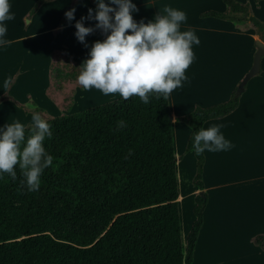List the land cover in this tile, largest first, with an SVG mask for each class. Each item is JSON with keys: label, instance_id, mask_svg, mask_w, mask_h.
<instances>
[{"label": "trees", "instance_id": "obj_1", "mask_svg": "<svg viewBox=\"0 0 264 264\" xmlns=\"http://www.w3.org/2000/svg\"><path fill=\"white\" fill-rule=\"evenodd\" d=\"M49 1L53 0H37L29 17ZM221 1L224 12L206 11L200 17L252 29L264 43V21L251 14L248 2ZM74 4L72 0L68 11ZM66 19L64 15L60 27ZM105 38L101 30V41ZM52 56L53 85L60 87L79 74L68 55ZM240 96L236 87L229 100L196 106L176 118L190 128L185 152L195 158L192 183L199 190L185 250L169 98L152 96L144 104L136 96L120 97L57 117L39 107L18 105L25 113L39 112L51 125L44 147L54 160L37 191L28 190L19 166L16 179L8 174L0 178V264H192L208 202L205 155L196 154L193 137L206 122L235 111ZM4 100L14 101L8 95L0 97ZM121 120L126 127H117ZM25 127L27 137L32 124ZM253 243L264 249L263 237H255Z\"/></svg>", "mask_w": 264, "mask_h": 264}, {"label": "rangeland", "instance_id": "obj_2", "mask_svg": "<svg viewBox=\"0 0 264 264\" xmlns=\"http://www.w3.org/2000/svg\"><path fill=\"white\" fill-rule=\"evenodd\" d=\"M36 1L9 0L11 5L10 13L14 14L15 19L5 22L8 31L4 39L12 40L16 37H22L24 35H28V36L26 38L14 41V43L8 46L0 45V94L4 91L3 88L6 87V81H7L5 78L6 75L13 67L15 68L16 66H18L20 71L24 69L25 75L19 80L16 87L10 92V94L8 93L5 95L8 96L12 95L18 102L25 103L27 101V100L25 101L26 95L30 93L32 98L31 100L28 101L27 105H24V107H28V108L39 107L42 108L49 117H57L56 116L57 114H50L52 113L51 110H49L44 103L42 104V101L38 98V96H36L37 87L39 85L41 55L42 54L44 55L45 51L51 45L56 44L57 46L58 45L61 46L62 44L63 49H65L70 54H74V56H78V58H74L72 55L64 51L54 50L50 53V60H51L50 65L55 60L54 56L52 55L57 54V56L68 55L71 58V61L80 67L81 63L87 58H89L88 52L90 51V47L95 41L99 40L101 34L99 31L98 38L96 37L95 32L87 36L86 42L88 44V47H85L84 44L80 43L77 40L75 36V32H76L75 27L73 28L71 27L65 31H62L61 35L58 36L59 39L57 37L56 40H54L53 38H51L50 35H45L46 32L41 33L40 29L41 28L45 29L50 24L55 22V20L57 19V15L59 14V11L70 0H56L54 2L44 4L42 8L44 7L45 8L43 10L41 9L42 10L41 15H39L38 19L36 18L37 21L35 20V23L30 24L27 23V20H29L28 14H25L24 18H22V13L27 7V5L31 8L33 3ZM146 1L147 0H132V3H134L138 9V11L133 12L132 15L134 20H136L138 23L141 20H143L144 23H148L149 21H154V18L158 13L164 14L163 9L165 8V6H171L172 8L183 11L186 14V20L181 23V26L184 24H192L194 21L193 17H191V10L189 9L188 6H183L181 1L175 3L177 0H167L165 3L158 2L155 5L148 4V6L147 4H144V5H140V6H144L141 8L140 6L137 5L141 2H146ZM105 2L109 3V0H105ZM74 8L76 9L75 12L76 17H79L80 19L82 16L87 17L88 9L89 8L92 9L93 5H91L88 0H75ZM208 8L214 10L219 8L218 0H202L197 7L198 10L208 9ZM94 23H95L94 20L84 21V25L86 27L89 26L94 27ZM195 35L199 38L200 44L192 45V50L194 52L193 62L185 72V76L187 77V79L182 81V87L177 88L170 94L171 97L170 99L171 101H169L170 109L171 107L175 108V106L178 105H181L183 107L191 106L193 104V101L199 99L201 94L202 93L204 94L208 90V87L206 86L207 84L206 78H202V77L194 78L191 75L192 73H194V70L206 68L209 66H241L243 62L241 55L232 56L231 54H229L228 56H226L223 54H218V53L216 54L215 46H217V44H222L223 46H225L226 39L215 34L213 30L210 29V27L203 29L200 32L196 31ZM230 57H235L238 63L232 64ZM235 58H234V62H235ZM35 64H39L40 66H34ZM21 65H30V66H21ZM21 73L23 74L22 71ZM77 76L78 75L74 76L71 81L68 82L65 81L59 84L60 87L53 85L51 82V86L48 89V96L50 99H52L53 103H55V107L60 112L58 113L60 116L67 114L70 111L74 103L75 96L77 94L79 93L84 94L82 98L86 96L87 91H85L78 84ZM94 90L95 91L93 92V96L88 99L92 103L87 104L91 106H88L87 108L93 107L95 105H99L97 104L98 103L97 101H102L104 99H109L111 97L118 95L115 94V95L106 96L103 93H101L99 90L96 89ZM10 101L4 100L0 102V127L15 122L16 120H19L25 126L32 124L33 113L21 112L19 109H17L18 108L17 105H15ZM81 105H82L81 103H79L78 105L74 104L72 107L73 109H75L74 112L81 111L79 107ZM179 116L182 115H177L176 117ZM188 129L189 127L182 122H177V125H175V128L173 130V142L176 153H178V151L181 149L182 143L183 141H185L184 137ZM230 142L232 144V147L229 150H227V152L232 153L234 151L236 155L232 154V156L228 159V160L232 159L231 162L227 165V167L224 168L225 170H227V175L244 176V174H242L243 172L242 158L244 156L245 161L251 162L254 156L252 149L245 148L242 151L243 146L241 145L243 144H241L235 139H233V141ZM263 150L261 151L262 154L264 153ZM181 156H183L181 159L178 157L180 161L178 169H179V173H181V175L178 176V181H179L180 192L183 193L180 198L181 199L180 206L182 213L181 235H182V242L184 244L185 237L190 229L192 220L194 218L192 212L194 206V199L191 197L189 198L187 195L184 194L187 193L189 194L193 188L192 180L195 175L196 161L193 154L191 152L185 153L184 149H182L181 151ZM222 165L224 166V164ZM261 165H262L261 168L249 167L248 168L249 173L252 175L256 173L255 170L264 169V163H261ZM209 172H210V168H206L205 175H203V181L205 185L210 184ZM212 178L213 179L217 178V175H212ZM248 190H250V195H252L253 187L249 189L247 188L243 189L238 186H232L220 190V192L225 193L226 200L229 203V207L227 208L226 215H229L232 219H234V225L236 228L233 230V228L230 227L229 230L226 232L225 236L222 237H218L214 235V228L210 223V210H208L207 226L203 233V237H202L203 239L201 242H199L197 251L195 253L196 264H209L211 248L213 249L215 246L217 245L219 246V243L217 241L220 240L222 241H221V246H219V248L224 249V252L220 253V255H216V257H222L227 259V261H225L222 264H264V256L250 255L247 259L244 260H237L234 258L235 255H237L238 253H247V252L251 253L252 251V246L251 245L247 246L245 237L244 239L243 238L237 239V232L241 233V235L243 234V232H245L244 231L245 228H243V226L245 225V222H247L246 211L250 210V204L246 205V202L244 201L245 197L243 193ZM260 194L261 197L264 196V183H260ZM260 225L262 224L260 223ZM249 231H252V228H250ZM233 234L236 235L233 241H236L237 243L233 242L232 240L230 241L223 240L229 236H232ZM205 255L207 256V259H205ZM203 260L206 261L204 262Z\"/></svg>", "mask_w": 264, "mask_h": 264}, {"label": "clouds", "instance_id": "obj_3", "mask_svg": "<svg viewBox=\"0 0 264 264\" xmlns=\"http://www.w3.org/2000/svg\"><path fill=\"white\" fill-rule=\"evenodd\" d=\"M96 9H88L87 17L82 16L75 23L77 40L88 47L86 37L97 29L106 38L95 41L88 57L80 65L78 84L85 90L96 89L104 95L118 94L124 100L134 96L144 103L150 97L168 99L186 80V70L194 59L192 45L200 44L194 30L181 31L186 20L183 11L165 6L164 14H157L154 21L139 23L132 13L138 9L132 0H96ZM115 5V7L110 6ZM9 0H0V45L8 46L14 41L4 39L7 34L6 21L15 19L10 13ZM75 8L65 16L71 22ZM85 20H95L94 27H86ZM118 128L126 127L123 120ZM222 125L207 129L201 127L194 135L192 147L196 154L226 151L232 147L220 132ZM51 125L39 113L32 114L30 135L19 120L0 127V178L8 174L16 179V168L22 171L29 191L39 190L41 176L53 164L54 157L46 151L44 141L51 138Z\"/></svg>", "mask_w": 264, "mask_h": 264}, {"label": "crops", "instance_id": "obj_4", "mask_svg": "<svg viewBox=\"0 0 264 264\" xmlns=\"http://www.w3.org/2000/svg\"><path fill=\"white\" fill-rule=\"evenodd\" d=\"M54 1L56 0L49 1L44 4L54 2ZM88 1L90 2V0ZM94 1L96 3V0ZM166 1L167 0H147L146 2H141L137 5L140 6V5L147 4L148 6V4L155 5L158 2L165 3ZM178 1H181L183 6L189 7V9L191 10V17H193V20H194L192 24L182 25L180 28L181 31L192 29L194 30V32L196 31L200 32L203 29L210 27V29H212L215 34L226 39L225 46H223L222 44H217V46H215L216 54L218 53V54H223L226 56H228L229 54H231L232 56L241 55L243 62L241 66H209L206 68L194 70V73H192L191 75L194 78L196 77L206 78V82H207L206 86L208 87V90L204 94L202 93L199 99L193 101V104L191 106L183 107L181 105H178V106H175V108L171 107L172 130H174L175 125H177V121H176L177 115L184 116L190 113L191 111H193V109L196 106L208 107V106L219 104V103L229 100L232 92L234 91L236 87H238L243 77L249 71L252 65V58L256 51L255 42L258 39V37L255 35L252 29L242 30V29L237 28L234 23L229 22V21H225V20H221V19H217L213 17H206V18L200 17V14L206 11H215L219 13L224 12L226 10V6L221 0H218L219 8H217L216 10L210 9V8L198 10L197 9L198 4L202 0H177L175 3H177ZM236 1H239L242 3L248 2L251 7V14H253V16L256 17L257 19L264 21V2L263 1H260L258 4H255L253 0H236ZM44 4H42L38 8V10L30 17H29V12L32 9L33 5L31 8L27 5V7L22 13V18H24L25 14H28L29 20H27V23H30V24L35 23L36 18L38 19L39 15H41L42 10L45 8V7L42 8ZM90 4L93 5L91 2ZM51 5H48V6H51ZM70 5H71V0L68 1L59 11V14L57 15V19L55 20V22L50 24L45 29L41 28L40 32L41 33L46 32L45 35H50L51 38L56 40V38L59 35H61L62 31H65L71 27L72 28L75 27L76 21L80 20L79 17H76L75 13H74L75 19H73L71 22H69L66 19L63 25L61 27L59 26V22L61 18L68 11ZM113 6L115 7V5ZM141 7H144V6H140V8ZM92 9H96V6L93 5ZM94 22L96 23L95 20ZM95 23H94V26H95ZM99 31L101 34V30L97 29L95 31L97 38H98ZM34 34H37V33H34ZM27 36L28 35H24L22 37H16L12 39L11 41L20 40V39L26 38ZM100 39H101V36L99 40ZM54 50L64 51L70 54L65 49H63L62 44L61 46L60 45L57 46L56 44H53L45 51L44 55L43 54L41 55L39 85L37 87L36 96H38V98L42 101V104L44 103L45 106L49 110H51L52 113L50 114H57L56 116H60L58 114L60 112L55 107V103H53L52 99H50L48 96V89L51 86L50 53ZM70 55H72L74 58H78V56H74V54H70ZM234 58L235 57H230L231 62L232 64H237L238 62L236 58L234 62ZM21 66H30V65H21ZM34 66H40V65L35 64ZM21 71L23 72V74L21 73ZM21 71L18 68V66H16L15 68L13 67L8 72V74L5 77L7 80L6 87L3 88L4 91L0 94V96L8 94V93L10 94V92L16 87L19 80L25 75L24 69ZM94 91H95L94 89L88 90L86 93V96L87 95L88 96L87 97L85 96L84 98H82L84 94L82 93L77 94L75 96L73 105L74 104L78 105L79 103H81L82 105L79 106L81 110H84L88 106H91L87 104L92 103L88 99L93 96ZM10 97L14 99V102L10 100H6V101H10L14 103L15 105H17L18 107L17 109H19L23 113H25L24 110L21 109L18 105H22V106L27 105L28 101L31 100L32 98L31 94L28 93L25 99V101L26 100L27 101L25 103H22V102H18L14 98V96L11 95ZM117 98H120V96L116 95L109 99L97 101L98 102L97 104H103V103L112 101ZM168 98H169V101H171L170 100L171 97L169 96ZM72 107L67 114L74 113L75 109H73ZM213 125H222L223 127L220 128V132L224 135L226 140L228 141H233V139L237 140L238 142L243 144L241 145L243 146L242 151L245 148L252 149L254 156L251 162L245 161L244 156H243L242 174H244V176H240V175L233 176V175H227V170H225L224 167H227V165L231 162L232 159L230 160L228 159L232 156V154L236 155L234 151L232 153L227 152V150L218 151V152H208L206 150L204 152L205 163L203 167V175H205L206 168H210V172H209L210 184L205 185L203 181L205 185L204 190L208 195V202H207V205L204 211V222L199 232V236L197 238V242H196V245L193 251L192 264H194L195 253H196L197 247L199 245V242L202 241L203 239L202 238L203 233L207 226V211L208 210H210V223L212 224L214 228V235L218 237H222V236H225L226 232L229 230L230 227H232L233 230L236 228L234 225V219H232L229 215H226L227 208L229 207V203L226 200V195L225 193L220 192V190L225 189L227 187L229 188L232 186H238L243 189H246V188L249 189L253 187L252 195H250L251 189L246 192H243L244 197H245L244 201L246 202V205L250 204L251 211L247 210V207H246V210H247L246 211V215H247L246 221L248 223L245 222V225L243 226V228H245L244 230L245 232H243L242 235L241 233L237 232V239H242V238L244 239L245 237L246 244L247 246L248 245L252 246V251L251 253L249 252L238 253L237 255H235L234 258L237 260H244V259H247L250 255L264 256V249L259 246H256L253 243V239L257 236L264 238V196L261 197V194H260V183H264V169L255 170L256 173L252 175L248 171L249 167L261 168L262 167L261 163H264V153L263 154L261 153V151L264 149V56L261 59V68H260L259 74L252 77L245 84V88L243 92H241V96L239 99V105L237 109L233 111L230 115L224 118L210 120L206 122L203 128L207 129L208 127L213 126ZM189 133H190V128L187 130V133L184 137L185 141H183L181 149L178 151V153H176L174 150L177 163H180L178 157L180 159L183 157L181 156V151L182 149H184V152H185V145H186ZM222 164H224V166ZM178 167H179V164L177 165V169ZM176 172H177V181H178V176H180L181 173H179V169L178 171L176 170ZM212 175H217V178L213 179ZM234 177H237V178H234ZM178 191L180 192L179 186H178ZM198 192L199 190L197 189V187L193 185L191 192L189 194L187 193L184 195H187L189 198L191 197L194 199L195 195ZM182 194L183 193L180 192L179 194L180 197L182 196ZM194 205H195V202H194ZM179 214H180V223H181L182 213H181L180 205H179ZM193 221H194V218L192 222ZM260 223L262 225H260ZM250 228H252V231H249ZM235 234L223 240L233 241V239L236 237ZM186 237H185L184 244L182 242L183 250H185ZM181 239H182V235H181ZM221 241L222 240L217 241L219 243V246H221ZM233 242H236V241H233ZM219 246L217 245L213 249L211 248L209 264H222L225 261H227L226 258L216 257V255H220V253L224 252V249L219 248ZM205 259H207L206 255H205ZM203 261L205 262L206 260H203Z\"/></svg>", "mask_w": 264, "mask_h": 264}, {"label": "water", "instance_id": "obj_5", "mask_svg": "<svg viewBox=\"0 0 264 264\" xmlns=\"http://www.w3.org/2000/svg\"><path fill=\"white\" fill-rule=\"evenodd\" d=\"M255 47H256V51L253 55L252 65L249 71L246 73L245 77L238 85L239 92H243L247 81L250 80L252 77L256 76L257 74H259L260 72L261 59L264 56V43L261 40L257 39L255 42Z\"/></svg>", "mask_w": 264, "mask_h": 264}]
</instances>
